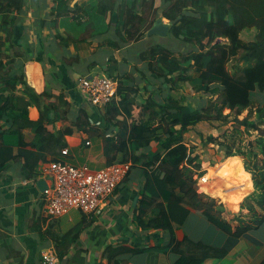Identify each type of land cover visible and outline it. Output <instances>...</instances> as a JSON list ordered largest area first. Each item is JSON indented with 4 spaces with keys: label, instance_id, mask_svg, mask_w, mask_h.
Returning a JSON list of instances; mask_svg holds the SVG:
<instances>
[{
    "label": "trees",
    "instance_id": "1",
    "mask_svg": "<svg viewBox=\"0 0 264 264\" xmlns=\"http://www.w3.org/2000/svg\"><path fill=\"white\" fill-rule=\"evenodd\" d=\"M53 1L57 38L64 44L86 40L88 28L92 36L114 32L121 40H136L147 35L158 17H165L171 22L169 35L192 46L176 55L172 48L157 42L140 53L154 78L166 84L163 98L149 94L137 103L130 97L132 92L139 90L124 84L127 75L108 73L119 81V99L107 105L105 117L112 125H122L123 129L116 141L114 138L107 140L105 153L109 164L143 160L142 164L148 170L147 184L154 189V193L142 200V204L146 208L152 207L155 214L147 220L146 227L168 229L174 240L175 228L184 223L190 207L235 235L261 225L264 222V0ZM157 1H161L160 5ZM25 4L26 0H0L3 31V34L0 32V122L13 121L20 129L31 124L39 139L35 146L56 151L65 146L64 130L48 131L44 120L49 116L44 110L37 121L30 120L28 114V107L33 102L42 108L41 99L49 96L48 93L37 94L26 85L24 77L4 70L3 59L9 56L8 51L14 44L10 39L12 26ZM250 28L257 29L256 38L243 39L242 31ZM105 40L108 45L121 47L111 35ZM234 59L243 64L236 63L230 70L228 63ZM19 83H25L23 95L17 94ZM200 90L213 94L214 98L198 108L184 104L189 92ZM45 106L48 111L53 108ZM227 109L228 113L225 112ZM245 110L247 114L241 118ZM231 119L235 123L234 129L224 131L228 140L222 141L221 145L225 157H232L208 167L203 189L227 202L230 208L237 209L238 199L242 201L255 187L241 204V208L248 211L234 216L238 219L236 226L224 218L222 203L218 205L215 198H205V194L198 191L197 176L203 173L202 162L185 141L189 128L201 121L228 123ZM20 129L12 132L19 135ZM245 131L259 132L255 146L250 144L248 150L238 143ZM213 139L215 137L211 136L210 140ZM154 140L159 143L157 150L144 156L143 152ZM228 174L231 175L229 180L226 179ZM161 197L163 201L158 200ZM183 247H192L195 251L188 253ZM174 248L181 253L176 264H200L207 257H222L227 251L224 247L186 238L174 242ZM133 250L135 248L129 246H108L106 254L113 260L119 254ZM115 264L121 262L115 261ZM260 264H264V258Z\"/></svg>",
    "mask_w": 264,
    "mask_h": 264
},
{
    "label": "crops",
    "instance_id": "2",
    "mask_svg": "<svg viewBox=\"0 0 264 264\" xmlns=\"http://www.w3.org/2000/svg\"><path fill=\"white\" fill-rule=\"evenodd\" d=\"M54 7L53 0H26L12 26L10 39L14 44L3 63L4 70L24 77L26 85L37 94L48 93L49 96L41 99L42 108L34 102L29 105V119L37 121L44 110L49 116L44 120L47 130H64L65 146L56 151L41 150L35 146L39 139L31 124L20 129L13 121L5 123L1 120L0 264H43L41 253L48 248L57 252L61 264H115V261L121 264H176L181 253L174 248V242L185 238L227 249L224 256H210L200 264H260L264 258V222L235 235L190 207L184 223L175 228V241L168 229L146 227L147 220L155 214L152 207L146 208L142 204V200L154 193V189L147 184L148 170H145L143 160L131 162L129 174L100 213L72 209L57 218L46 215L44 190L39 185V181L49 180L45 174L46 166L58 159L92 170L110 165L105 153L107 140L114 138L116 141L123 129L122 125H112L106 119L109 103L96 107L81 92L80 77L97 73L110 76L109 68L122 76L128 72L120 70L122 57L117 56L114 47L105 45L108 35L99 34L68 44L61 42L52 13ZM141 71L144 78H136V73L129 72V79L124 80L125 85L139 90L132 92L130 98L138 103L149 94L165 97L166 84L165 88L160 87L162 81L154 78L147 68ZM148 74L149 79L146 78ZM17 88V94L23 95L25 83H19ZM161 89H164V95ZM118 99L117 96L114 100ZM45 105L53 108L48 111ZM14 129H20V136L12 132ZM158 144L152 141L143 155L156 151ZM65 148L67 154L62 152ZM242 161L244 165L243 157ZM252 190L254 192L255 187ZM158 200L163 201V198ZM108 246H129L135 250L119 254L112 260L106 254ZM183 250L195 251L192 247H183Z\"/></svg>",
    "mask_w": 264,
    "mask_h": 264
},
{
    "label": "built area",
    "instance_id": "3",
    "mask_svg": "<svg viewBox=\"0 0 264 264\" xmlns=\"http://www.w3.org/2000/svg\"><path fill=\"white\" fill-rule=\"evenodd\" d=\"M118 87L117 78L103 73L79 79V89L96 107L116 99ZM62 152L67 154L68 149L65 148ZM131 166V162H117L92 170L88 166H77L63 159L53 161L45 168V174L49 177L44 189L46 215L57 218L72 209L100 213L109 197L129 174ZM206 174L200 177V186L205 183ZM41 258L43 264H61L59 255L51 248L43 250Z\"/></svg>",
    "mask_w": 264,
    "mask_h": 264
},
{
    "label": "rangeland",
    "instance_id": "4",
    "mask_svg": "<svg viewBox=\"0 0 264 264\" xmlns=\"http://www.w3.org/2000/svg\"><path fill=\"white\" fill-rule=\"evenodd\" d=\"M161 1H157V5H160ZM160 13L158 15L161 14V10H159ZM84 18H86V16H84ZM166 22L171 23L170 20H168L167 18L165 19ZM90 28H88L87 30V36L88 38H90L91 35V31L89 30ZM256 34H257V29L256 28H250V29H244L241 33V36L243 39L245 40H253L256 38ZM112 38L116 39L119 42V45H121V48L119 49L118 46H114V45H109V47H114V49L117 52V56L118 57H122V61H121V71L125 72L128 71L126 73V75H129V72L133 75V73H136L134 77L138 78V77H142L144 78L145 76H143L142 74V68H146L147 64L145 61H143L142 57H141V52L143 50H147L151 47V45L158 43H162L167 45L168 47L172 48L175 52L176 55H180L181 53L187 51L188 49L192 48V46L186 44V43H182L181 41L177 40L174 36H160V35H146L144 34L142 37H140L139 39L136 40H130L128 38L127 40H121L120 37L117 36V33L111 32ZM93 37V36H92ZM100 42V41H99ZM108 45V44H105ZM107 47V46H106ZM119 49V50H118ZM238 63L239 65L243 64V61L239 60V59H234L231 62L228 63V67L230 70H233V66ZM105 69V68H104ZM109 70L114 73L115 70L109 68ZM114 75H117L116 73H114ZM124 75V76H126ZM147 79H149V74L148 76H146ZM145 78V79H146ZM129 78H127L128 80ZM144 79V80H145ZM162 80V79H161ZM141 81V80H139ZM158 82V81H155ZM142 83V81L140 82ZM164 84L160 83V87ZM165 88V87H164ZM186 91V89H184ZM159 89L157 87L156 92H158ZM185 91H181L183 92V94H185ZM188 92V90H187ZM162 94L164 95V89L162 90ZM156 95V93H155ZM186 95V94H185ZM157 97V96H154ZM213 94L212 96L210 94H208L207 91L204 90H200L197 92H189L184 104H191V106L193 108H198L201 107L203 105H205V103L207 104L209 102L210 99H213ZM226 113L229 112V110H225ZM247 114V110H245L243 112V114H241V118H243L245 115ZM254 116V112L253 115ZM235 123L234 120L231 119L228 123L222 122V121H201L198 124L191 126L189 128L188 131V135H185V141L188 142L189 147L192 149L193 151V155H198L201 162H202V171L203 173L197 176V187L199 189V191H202L205 195L204 197H213L217 200L218 205L220 203L223 204V216H226V219H230L232 221L233 224L237 223L238 219H235L234 216L235 215H239L243 209L241 208V204L244 201V199L250 195L252 193V191L247 194L243 200L241 201L240 199H238L240 201L238 208L234 209V208H230L227 204V202L223 201L221 198H217L214 196H211L210 194H208L204 189V185L200 186L199 182L201 181V176L207 173V169L205 167H211V166H217L219 164H221L225 159L223 158L225 156V149L223 148V145H221L222 141H227L228 139H226V136L224 134V131H227L228 129L230 131H232L234 129ZM244 129V128H242ZM259 135L258 131H251V132H247L245 131L244 133H242L241 137V142L239 141L238 143H240L243 146L244 150H248L250 144L254 145L256 144V137ZM215 137V139L210 140V137ZM229 137V136H227ZM230 141V138H229ZM234 148H237L236 146ZM256 150H258L257 147H255ZM240 156V155H239ZM244 160V158H243ZM226 179H231V175L228 174L226 176ZM255 191V190H254ZM201 192V193H202ZM234 197V196H233ZM220 201V202H219ZM245 212H247V209H244Z\"/></svg>",
    "mask_w": 264,
    "mask_h": 264
},
{
    "label": "water",
    "instance_id": "5",
    "mask_svg": "<svg viewBox=\"0 0 264 264\" xmlns=\"http://www.w3.org/2000/svg\"><path fill=\"white\" fill-rule=\"evenodd\" d=\"M171 31V23L164 20V17H158L150 29L147 31L148 35H160L169 36ZM40 188L44 190L47 187V182L45 180L39 181Z\"/></svg>",
    "mask_w": 264,
    "mask_h": 264
}]
</instances>
